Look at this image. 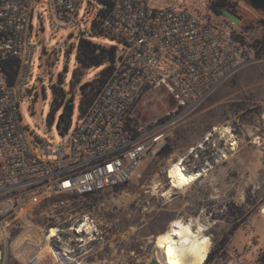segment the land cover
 <instances>
[{"label":"built area","instance_id":"1","mask_svg":"<svg viewBox=\"0 0 264 264\" xmlns=\"http://www.w3.org/2000/svg\"><path fill=\"white\" fill-rule=\"evenodd\" d=\"M97 1L104 6L95 19L123 45V53L75 128L61 134L62 144L50 147L29 129L21 110L38 50L32 41V21L35 15L42 16L40 9L45 7L53 31L73 29L80 24V11L89 13L93 4L0 0V264H44L47 258L54 264H83L77 260L80 249L75 239L104 235L98 212L119 203L124 185L146 158L166 147L176 122L171 112L150 122L137 117L139 100L164 88L176 100L177 109L197 106L258 59L250 45L256 37L240 21L225 17L218 21L175 3ZM105 2L110 8L103 16ZM210 6L209 12L216 16ZM9 69L18 74L13 82L7 78ZM170 167L164 171L167 187L161 192L162 202L173 195H164L172 187ZM61 195L87 201L88 211L67 229L55 227L53 236L34 231V208ZM178 219L195 228L201 216ZM151 237L156 246L157 236ZM261 251L255 244L244 251L227 249L212 264H264Z\"/></svg>","mask_w":264,"mask_h":264},{"label":"rangeland","instance_id":"2","mask_svg":"<svg viewBox=\"0 0 264 264\" xmlns=\"http://www.w3.org/2000/svg\"><path fill=\"white\" fill-rule=\"evenodd\" d=\"M86 1H91L93 6L89 13L80 11V24L73 29L53 31L45 7L40 9L42 16L35 15L32 21V41L38 50L32 78L26 85L30 92L21 102V110L29 129L49 142L50 147L64 141L56 129L62 109L55 113L51 124L47 121L52 85H60L66 93L65 102L73 105L70 131L81 118V85L109 65L91 68L80 81L72 82L80 38H90L107 47L116 46L115 62L123 53V45L116 38L93 34L92 23L104 4L97 0ZM229 1L235 5V14L216 13L212 0H152V3L161 6L175 3L218 21L224 17L236 23L240 21L255 35L254 41L264 35L260 22L264 18L263 11L253 8L247 0ZM209 3L216 16L209 12ZM255 56L256 61L241 68L197 106L177 109L176 100L164 88L148 92L139 100L137 117L150 122L171 112L176 122L170 128L166 147L146 158L124 185L119 203L98 212L106 229L104 235L95 239L88 236H83V240L75 239L80 249L77 260L83 264H133L155 257L164 263L169 256L168 250L174 246L171 243L178 241V246L181 241L176 253L179 260L185 236L176 234L175 230L182 228V222L176 221V228L168 226L178 218L188 220L201 216L194 222L195 228L203 226L205 234L211 238V250H220L222 256L227 249L243 245L246 249L255 244L261 248L264 261V54L258 55L255 51ZM6 74L10 82L18 78L11 69ZM206 137L209 140L205 141ZM181 159L188 166L186 170L181 162H176ZM170 165L180 169L178 172L176 168L170 170L169 177L174 184L164 195H172L173 188L179 184H192L174 191L162 202L161 192L167 187L164 171ZM195 165L200 168L191 171ZM146 190L150 193H145ZM88 209L87 201L77 197H50L32 211L34 231L47 234L55 227L67 229ZM165 230L169 236L175 234L172 241L164 234ZM151 235L157 236L156 246ZM54 263L51 258L44 262Z\"/></svg>","mask_w":264,"mask_h":264},{"label":"trees","instance_id":"3","mask_svg":"<svg viewBox=\"0 0 264 264\" xmlns=\"http://www.w3.org/2000/svg\"><path fill=\"white\" fill-rule=\"evenodd\" d=\"M106 8L102 11V15L105 16L108 12L110 5L105 2ZM235 5L229 0H213V9L218 14H223L225 11L235 14ZM262 27L264 28V18L260 19ZM93 34H99L102 36L108 35L104 32L101 27V20H94L92 25ZM258 55L264 54V35L259 37L256 41L250 44ZM116 46L107 47L100 43L94 42L90 38L81 37L78 43L77 53H76V68L73 71L72 82H78L81 80L87 70L101 66L105 63L109 65L103 68L99 74L92 80L87 81L81 85V102L80 110L81 114L84 113L91 102L94 100L98 92L107 82L109 76L114 68V62L116 60ZM60 80H62L60 78ZM66 93L60 85H52V102L50 112L47 117L48 123H52L55 113L62 109L63 118L60 121V134L65 133L71 123V117L73 112V105L70 101L65 102ZM200 168L199 165L191 171H196ZM221 256V251L214 249L211 250L207 264H212V262Z\"/></svg>","mask_w":264,"mask_h":264},{"label":"bare ground","instance_id":"4","mask_svg":"<svg viewBox=\"0 0 264 264\" xmlns=\"http://www.w3.org/2000/svg\"><path fill=\"white\" fill-rule=\"evenodd\" d=\"M176 162H181V164L183 165V169L186 170V167L183 163V161H176ZM176 162H174L172 165H174ZM170 167L171 169L176 168L177 172H178V168L180 169V167ZM169 170V172H170ZM182 175V171L179 172ZM198 172H196L195 174H197ZM202 174V172H201ZM201 177V176H200ZM199 179V178H198ZM173 180V178H172ZM174 184V180L172 181V185ZM185 186V184H179L177 187L173 188V192L177 189L178 187L181 189ZM171 193V192H168ZM262 212L264 213V206L262 207ZM180 219H175L172 223H170V225L168 227H175V225L177 226L178 224H175L176 221H178ZM182 222V228L180 229H176L175 233L176 234H182L185 236V240H184V244L183 246L179 249V253L182 255V257L177 260L176 259V253H177V248L178 246L181 244V241L179 240L180 238H178V240L180 241V244L177 246V242H173L171 244H174V246L172 247L171 250H168L169 253H167L168 258H166L164 260V263L161 262L162 264H203L209 254V251L211 249V245H212V241L211 238L209 236H207L205 233H203V226H199L197 230H195V228L192 226L191 222H184L182 220H180ZM179 228V227H177ZM167 230V229H166ZM165 230L164 234L166 235L167 238H172L175 234H171L170 236L167 235V231ZM56 232V229H54L53 231L50 232V236H53ZM166 240V239H165ZM172 241V239H171ZM163 245V244H162ZM169 246V245H168ZM163 250H167V249H163ZM164 251H162L163 253ZM175 253V255H174ZM160 259H162V255H160Z\"/></svg>","mask_w":264,"mask_h":264},{"label":"water","instance_id":"5","mask_svg":"<svg viewBox=\"0 0 264 264\" xmlns=\"http://www.w3.org/2000/svg\"><path fill=\"white\" fill-rule=\"evenodd\" d=\"M247 1L250 3V5L253 8L261 10L264 12V0H247ZM62 118H63V114H60L59 118H58V122L56 124V129L58 131H60V129H61L60 121L62 120ZM135 264H162V263L157 258L151 257V258L146 259V260L137 261Z\"/></svg>","mask_w":264,"mask_h":264},{"label":"crops","instance_id":"6","mask_svg":"<svg viewBox=\"0 0 264 264\" xmlns=\"http://www.w3.org/2000/svg\"><path fill=\"white\" fill-rule=\"evenodd\" d=\"M237 249H238L239 251H244V250H245L244 245H243L242 247H241V246H238Z\"/></svg>","mask_w":264,"mask_h":264}]
</instances>
